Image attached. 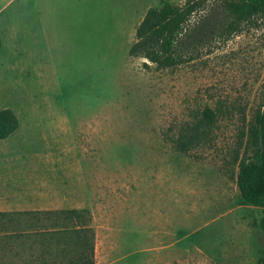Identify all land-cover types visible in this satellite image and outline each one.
<instances>
[{
    "label": "rangeland",
    "instance_id": "374dc122",
    "mask_svg": "<svg viewBox=\"0 0 264 264\" xmlns=\"http://www.w3.org/2000/svg\"><path fill=\"white\" fill-rule=\"evenodd\" d=\"M223 1L205 0L194 29ZM165 2L187 0H0V110L20 119L19 164L0 139V195L89 209L96 264H259L262 209L241 197L236 159L264 104V16L188 40L187 61L161 69L130 47ZM207 107V141L180 150Z\"/></svg>",
    "mask_w": 264,
    "mask_h": 264
},
{
    "label": "trees",
    "instance_id": "16d2710c",
    "mask_svg": "<svg viewBox=\"0 0 264 264\" xmlns=\"http://www.w3.org/2000/svg\"><path fill=\"white\" fill-rule=\"evenodd\" d=\"M204 5L205 0H187L150 8L137 28L130 55L144 57L161 69L175 68L187 61L188 40H204L214 31L233 32L243 22L264 16V0H224L225 17L210 18L202 30L194 29L192 17ZM254 116L250 131L253 152L237 157L236 181L244 201L262 209L260 227L264 231V104ZM217 118L216 110L207 107L196 126L184 130L178 148L187 152L207 141ZM19 127L13 109L0 110V139L13 135ZM96 239L94 217L87 208L0 212V264H15L14 259H28L20 264H96ZM21 248L29 255L20 254ZM259 264H264V250Z\"/></svg>",
    "mask_w": 264,
    "mask_h": 264
},
{
    "label": "crops",
    "instance_id": "0c3cea01",
    "mask_svg": "<svg viewBox=\"0 0 264 264\" xmlns=\"http://www.w3.org/2000/svg\"><path fill=\"white\" fill-rule=\"evenodd\" d=\"M15 135V134H14ZM10 138V137H9ZM9 138L4 139L3 140V145L6 146V150H13L14 153L11 152V157H12V164L17 165L18 160H17V154H16V150L17 149H12L9 143ZM1 156V153H0ZM19 164V163H18ZM2 181V175L0 174V183ZM2 185L0 184V187ZM11 201H9L8 198H4L2 195H0V212H5V211H21V209L19 207H15V206H11Z\"/></svg>",
    "mask_w": 264,
    "mask_h": 264
}]
</instances>
